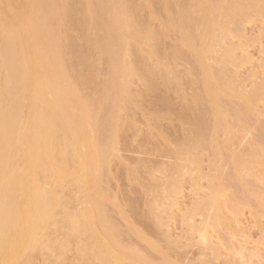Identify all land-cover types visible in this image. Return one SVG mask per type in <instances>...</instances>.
Wrapping results in <instances>:
<instances>
[{
  "label": "bare ground",
  "instance_id": "6f19581e",
  "mask_svg": "<svg viewBox=\"0 0 264 264\" xmlns=\"http://www.w3.org/2000/svg\"><path fill=\"white\" fill-rule=\"evenodd\" d=\"M250 18L264 22V0H0V264H172L165 248L175 250V242L169 248L168 238L161 251L151 245V233L167 238L153 213L172 204L186 171L201 177L205 143L213 174L215 160L228 155L233 169L224 181L237 180L243 192L252 188L248 178L263 181L264 145L251 138L243 151L237 146L253 123L246 117L264 113L257 109L264 105V79L246 92L234 71L239 47L228 41L243 37L233 26ZM172 102L181 105L174 118ZM137 113L146 131L136 126ZM182 113L197 118L193 123ZM175 117L184 132L174 146L162 124ZM205 117L210 134L202 139L206 130L197 125ZM154 138L173 146L166 151L174 162L160 166L162 184L153 168L121 153L131 142L141 152L163 151L166 144ZM121 178L140 186L139 212L130 209L140 193H127L136 196L131 203L122 200ZM221 182L212 179L207 198L182 215L203 217L189 230L205 247L212 246L208 227L227 228L220 196L228 193L232 211L243 206L230 183ZM140 212L144 226L153 214L154 232L136 229ZM148 247L161 262L151 261Z\"/></svg>",
  "mask_w": 264,
  "mask_h": 264
},
{
  "label": "rangeland",
  "instance_id": "374dc122",
  "mask_svg": "<svg viewBox=\"0 0 264 264\" xmlns=\"http://www.w3.org/2000/svg\"><path fill=\"white\" fill-rule=\"evenodd\" d=\"M262 23L264 24V22L261 19H259V20H256V19L251 20V18L246 20V21L239 22L238 24L236 23V25L233 26L232 30H233V32L235 31L234 32L235 34H237V33L241 34L242 33L243 37L242 38H234V39H231V37L228 38V41L230 42V44H234L235 43L236 45L235 44L234 45L236 47H239V49L236 50V52H235V53H237V55L236 54L235 55L238 58L237 60H240V62L242 64H240V62H239L238 65H240V66L237 65L238 67L236 66L237 68L234 71L235 72L237 71L236 72L237 78L239 79V81L244 86L246 92L250 91L251 89H253V87H255L256 85L258 86V84L261 83V80L264 79V34H263L264 31L262 32V30H264V29H263V24ZM238 31H240V32H238ZM262 34H263V36H260ZM240 39H242V40L244 39L245 42H243ZM237 41H238V43H237ZM242 42H243L244 45L243 44H241V45H243V46L240 45V43H242ZM247 57L249 59L247 61L244 60ZM183 64H182V66H183ZM182 69L183 68H181V70ZM227 69L230 70L229 67ZM170 98H171V96H170ZM173 98H175V97H173ZM173 98L171 100H173ZM146 100H143V101H145L148 104L150 101L148 100L149 101L148 102ZM175 100H177V99H175ZM143 101H142V103L144 104L145 102H143ZM234 101H237V100H234ZM175 102L177 103L178 101H175ZM150 103H149V105H150ZM143 104H142V106H144ZM153 104L154 103H152V106H150V107H152V110L155 112L156 111L155 108H158L157 111H159V109H160L159 106L158 105H154L155 106V108H154ZM149 105H147V106H149ZM173 105L176 106L177 104H173V102H172L171 108H169V109L171 110L172 108H174L173 109L174 112L172 113L173 110L169 111V112L172 113L171 115H173L172 117L174 118V114L176 116L177 106H178V110L177 111H180V109H179V105L180 104L177 105L176 107H174ZM147 106L143 107V108H146V110L147 109L150 110L151 108L150 107L147 108ZM257 109L260 110L259 112L264 111V105L261 104V103L258 104V108ZM138 114L139 113H137V115ZM261 114H262V116H261ZM261 114L259 115V116H261V117H259V119H258V116H253L252 117V115L250 116V118H249V116L246 117V120L247 119L250 120V121L248 120L249 123L252 122V121L254 123V120H255L256 124H253V123L249 124V125H251L250 126L251 130L249 129L247 131L248 133L244 132L246 134H243L242 139H240V141H239L240 146L239 145H238L239 147L237 146L238 150L243 151L244 150L243 148L245 146H248L247 143L251 142L252 139L257 140V142H260V143H262L264 145V128H263V126H264V123H263L264 122L263 121L264 120V118H263L264 113L262 112ZM171 115H170V118H171ZM185 115H186L185 113L181 114V116H183V117H185ZM136 116H134V119L137 118V119H135V121H137L136 122L137 123L136 126L139 129L141 128L140 130L146 131V126H145V123L143 122V118L141 119V117H140L141 115H138L137 117ZM187 116H188V114H187ZM188 117H185V118L188 119ZM193 117H191V119H189L192 122H193V120H192ZM194 118L196 119L197 117H194ZM140 119H141V121H140ZM176 119L179 120V118H176V117H175V119L173 121L170 120V119L169 120H165V121H170V122L172 121L173 122L172 125H171V123L169 124V123H167L165 121L164 122L167 123V124H164V122L162 124L163 128H167V129L170 128L169 130L166 129L167 130L166 132H167L168 137H169V138L168 137L167 138L168 139L171 138L170 141L174 140V142H175V143L173 142L174 146L181 139V138H178V137L181 136V135H179L182 132L180 128L183 127V125H182L180 120L177 121V122H174V121H176ZM187 119H184V120H187ZM195 119H194V121H196ZM256 119H257V121H256ZM261 119H262L263 122H261ZM196 123L198 124V123H200V121L198 120V122H196ZM203 123L201 122V125L200 124H198V125L195 124V125L199 126V128H200V126H203V128H200V131L201 132L203 131L202 133H204V131L206 130V132L204 133V137L202 136L203 137L202 139L206 138V134L208 132H209L208 135L210 134V129L208 128V126L210 127V125L207 126L206 117H205V120L203 121ZM258 124H260V125L262 124L263 125V126H261L262 129H260L261 128L260 125H259V129L257 128V126H255V125H258ZM169 125H171V126H169ZM183 128H182V130H183ZM207 128L209 130H207ZM250 131H252V132H250ZM183 132H184V130H183ZM208 135H207V137H208ZM131 136H132V133H128L127 134L126 140L128 139L127 140L128 142L130 141V139L132 140ZM155 138H156V136H155ZM156 139H158V138H156ZM156 139L154 140V142H157V141L160 142L161 141L160 139L159 140H156ZM170 141H168V142H170ZM162 142L163 141H161V144H163ZM135 144L136 143H132L131 142V144H130L131 148H127L124 152L123 151L121 152L123 154L122 157L123 158H128L129 160H131V162H134V161H137V160L145 162L149 167L153 168V170L151 172L152 175H153V179L157 180L158 182L160 181V184H162V182L164 180L163 175L165 176V172L162 171V173H161V171H160L161 167L160 166L165 165L167 163L170 164V163L174 162V159L170 158L169 157L170 155L167 153L169 151H166L167 150L166 148L170 149V147L173 148V146L171 145V146L168 147V145L164 142V144H166L167 147H165L163 149V151H161V152H153L152 150H149V151H146V152H141L137 147H135ZM164 144L162 146H165ZM170 144H171V142H170ZM243 144L244 145L246 144V145L244 146ZM133 145H134V147H132ZM207 148H208V146L205 143L203 145V149L204 150L201 153L202 157H201L200 163H199V170L201 172L199 171L200 173L199 172L198 173H199V175L201 174L200 175L201 177L196 176V172H195V171H197L196 169L195 170L194 169H190V170L186 171L182 175L183 177H182L181 185L179 186L180 188L178 189L177 193L174 194V196H172V198H171L173 200L172 204L170 203V201H167L169 203V205H166L164 207V209H162V210L160 209L161 211L156 210L157 213L156 212L153 213V211L155 209L153 211H152V209L150 210V212L152 211V213L154 214V215L152 214L154 217H156L157 219L159 217V219H161L160 220V224H161V222L163 223L162 225H163L164 229H162L163 227H161V230H163V231H161L159 234H163L164 233L163 235L167 236V238L165 240V238L162 235H156V236L160 237L158 239V238H155L156 237V236H154L155 233H153V235L151 233L150 234L151 236L148 235V237L150 236L149 239L152 242V243L151 242L150 243H151V245H153L152 247L156 246L157 248L158 247L165 248L166 245H168V243H169L167 241L170 239L171 242H173L171 244L172 246H169V248H170V247H174L175 246V244H174V242H175L176 245L179 246L178 248L176 246L174 248L175 250H173L171 248V249H169L170 250L169 251L168 247L165 248L168 251V252H165V254H167L165 256H169V258L166 257V260L170 259V261H171L170 263H172V264H175L174 263L175 259H176L177 255H179V253H180V255L178 257H180V258H177V259H179V261L178 260L177 261L180 262V264H264V171L262 172L263 173L262 174L263 181L260 179L262 182L258 181V180H255V179L250 180V178H248L249 180L248 179H247V181L245 180L246 181L245 184L247 186L248 183H250L252 185V188L251 189H247V190L245 188L246 192H245V190H244V192L240 191V190H243V189H241V187H240V190H239V187H238L239 183L237 182V180L235 181V179H234V182L232 183V185H231L230 180H227L229 182L224 181V178L227 179V176H229L230 172H231V170H229V166L230 165H228L230 163L229 156L225 155V156H228L227 160L229 161V163H228V161L226 159H224L225 156L223 157V160H221L222 162L219 161V158L217 160H215L216 162L217 161L219 162V163L217 162V164H218L217 166H218L219 169H218V171L216 169V174H213L212 172H214L215 170L211 171V169H210L213 157H212V154H211L209 148L208 149ZM225 158H227V157H225ZM209 159H211V160H209ZM223 161L227 162V163H224ZM209 162L211 164H209ZM222 163H224V165H222ZM232 167L230 166V169H233ZM208 168H209L210 172L213 175L210 174V172H208ZM161 170H163V169H161ZM219 170H221V171H219ZM163 172H164V174H163ZM227 172H229V173H227ZM208 174L210 176L209 179H208ZM214 175L216 177L220 176V179H223V183L221 182L222 185L225 186V182H226V184L230 183L229 185L234 190L233 191V193L235 192L234 196L238 198V199L237 198L236 199L238 200L239 204L242 202L241 199H239V198H243L242 199L243 202L241 203V204H243V206L241 207L240 211H239V209L236 212L234 211V209L232 211V208H230V207L227 208L226 207V201L228 199H230V198H227V197H229L228 193H227V196L226 195H221V193H220V195L223 196V197L220 196L221 200L219 198V202H220V206H221V209L219 210V212H221V213H219V215H221L224 218L223 219L224 221L222 220V217H221V220L223 221V223L224 222L227 223V228L225 227L226 228L225 229V228H221L220 227V229L218 230L219 227H217V229L208 227L206 229L207 230L206 235L209 237V241H210V242L209 241H207V242H209L208 244L212 245L211 246L212 249H213L212 250L211 247H208V246H207L208 248L205 247L207 244L203 243L204 244L203 246H202V243L200 244L199 240L197 238H195V236H197V234L192 232V233H194V236L192 237L190 235V234H192L190 232V230H189L190 226L192 227V225H196L197 226L198 224H200L202 221H204L203 217L201 215L199 216L197 214H194L195 216H193L191 219L188 218L189 220L187 221L186 219H182L183 218L182 215L183 216H184V214H185V216L187 215L186 213H188L189 208L191 206L193 207V202H195L196 199L201 197L200 200H202V199L204 200V199L207 198V193H208V188H209V187L207 188V186H209L210 182H212V179L216 178ZM221 176H223V177H221ZM197 177H199V178L197 179ZM233 177L234 176H233V173H232V179H231V177H228V178H230L231 181H232ZM123 179L124 178L120 179V180H122V182L119 181L120 192L121 191H125V192L122 193V195H123L122 196V200L129 201V200H131V198L135 199V197H136L135 194L137 195V194L140 193L141 196L139 197L137 195L138 197H136V199H138V200L135 199L134 200L135 202L132 201V203H131V201H129L131 204H133V208H134V209L133 208L130 209V211L131 210L133 211V212H130V213L132 214V213H135L136 211L139 212V210H142V207H143V204H142L141 208L139 207V206H141V203H140L141 201L140 200L143 199V197H144L141 194L140 186H138L137 190H136V185L137 184L136 185L134 183L132 185L131 184H127L126 180L125 179L123 180ZM208 180H210V181H208ZM220 181H222V180H220ZM195 184H196V189L194 188ZM250 184H249V186H247L248 188L251 187ZM227 186L228 185H226V187H224V188H227V189L230 188V187H227ZM230 189H228V192H230ZM239 191L241 193H243L244 195L243 194L241 195V193L238 195L237 192H239ZM249 191H251V192L253 191V194H254V192L257 193V194L259 193V194L258 195L254 194L252 196V193H250L248 195ZM128 192H130L132 194L135 193V192H138V193H135L134 196H132V197H131V195H132L131 194L130 197H128L129 196L127 194ZM204 192H206V194H204ZM222 193L226 194L225 192H222ZM124 194L127 196V199H126V196ZM205 195H206V197H205ZM124 196H125V198H124ZM224 196H226V197H224ZM259 196H260V198H258ZM244 200H246V203H245ZM136 201H138V204H137ZM143 201H144V199H143ZM256 201H259V202H256ZM228 202L229 201H227V205H228ZM129 207H131V205H129ZM238 208H240V205H239ZM131 214L129 215V213H128L127 215L132 217ZM140 214H141V212L139 213V215L136 214L137 216H135L136 217L135 221L140 222V224H138V222H135L136 224H134V225H135V227H137L136 229H139V231H141V232L143 230V233H145L146 230L147 231L151 230L152 232H154L155 230L152 229V228H154L156 225L153 223V220L151 219L152 215L151 216L149 215L151 218H148L149 216H147V218L150 219L151 222L149 220L146 221L147 220V218H146V220H145L146 224L144 226L143 225L144 222L142 224H141V222H142V220H144V218L146 216L145 217L143 216V219L140 217L142 220H137V218H138V216H140ZM133 215H135V214H133ZM117 218L118 217H115L116 220H117ZM183 220H186L187 222L186 221L183 222ZM226 223L222 224L223 227L226 225ZM153 225H155V226H153ZM209 226H211V225H209ZM148 228H150V229H148ZM156 230L159 231L160 228L158 227V229H156ZM157 232H156V234H157ZM187 235L189 237H187ZM190 237L194 238V240L191 239V241H189ZM188 238H189V240H188ZM133 241H131V242L133 243ZM194 241H197V242H195V244H194V243H192ZM134 242L137 243L136 246H138V247L142 248V246L143 247L145 246L144 242L139 241V240L137 241V239ZM153 242L156 245H154ZM169 245H170V243H169ZM145 248H146V246L143 249L145 250ZM148 249H149V247L147 248V250ZM158 249H160V248H158ZM148 251L149 252L147 253V255L148 254L150 255V256L149 255L148 256H149L150 259H152L151 260L152 262H154L155 260H157V262L158 261L161 262L160 259H162V256L159 257V255H158L159 252L156 253L157 252L156 248L150 249ZM158 251H161V249L158 250ZM176 251L179 252V253H177V255H176ZM162 253H163V251H162Z\"/></svg>",
  "mask_w": 264,
  "mask_h": 264
}]
</instances>
